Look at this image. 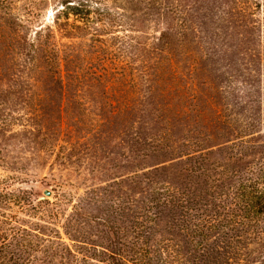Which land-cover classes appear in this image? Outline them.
I'll return each mask as SVG.
<instances>
[{
	"label": "trees",
	"instance_id": "trees-1",
	"mask_svg": "<svg viewBox=\"0 0 264 264\" xmlns=\"http://www.w3.org/2000/svg\"><path fill=\"white\" fill-rule=\"evenodd\" d=\"M108 2L112 6L103 5ZM214 2L227 8L221 19L232 27L249 15L248 0ZM51 3L63 7L56 10V26L62 13L65 18L72 13L87 21L77 27L84 31L91 28L87 26L91 15L97 20L127 14L152 18L172 6L163 14H176L182 32L192 29L198 37L194 43L200 49L206 42L203 27L185 16L180 0H0V83H52L60 88L67 83H91L104 89L108 86L104 83H124L106 71H90L86 76L78 69L71 72L69 63L74 61L64 56L62 46L72 44L59 42L54 25L32 29ZM116 8L122 11L113 13ZM96 30L91 43L103 41L100 27ZM63 32V37H73L70 30ZM195 67L192 64L188 74H194ZM232 94L227 90L228 102L222 104L212 97L188 105L184 100L177 110L179 118L201 127L197 134L189 130V136L179 137L187 158L179 174L192 189L160 180L159 169L155 168L152 172H134V189L139 191L129 201L110 198L107 189L99 187L89 188L73 200L72 194L68 198L62 193L54 202H34L0 193V264H232L234 257L249 256L246 251L250 245L264 247V152L243 138L256 127L248 116L234 115L237 110L229 102ZM99 106L100 110L106 108L103 111L107 114L94 124L97 132L103 135L107 127L127 122L122 127L129 124L134 129L133 147L138 160L164 156L178 145L171 131L174 123L171 126L166 115L169 104H152L155 109L151 115L157 119L152 121L156 126L163 122L165 128L171 127L165 131L161 126L150 133L145 132L149 121L144 118L149 103L112 101ZM191 112L196 113L191 116ZM209 123L225 133L235 130L240 135L221 149L225 153H220L221 159L207 144L211 139ZM68 202L71 209L67 213L64 206ZM12 203L18 210L7 212ZM257 264H264V257Z\"/></svg>",
	"mask_w": 264,
	"mask_h": 264
},
{
	"label": "rangeland",
	"instance_id": "rangeland-1",
	"mask_svg": "<svg viewBox=\"0 0 264 264\" xmlns=\"http://www.w3.org/2000/svg\"><path fill=\"white\" fill-rule=\"evenodd\" d=\"M184 1L180 3L185 16L203 27L206 37L203 49L194 43L198 37L192 29L182 32L181 19L176 14H163L172 6L159 10L161 15L152 18L127 14L128 17L110 15L97 20L91 15V24L87 25L91 28L87 27L86 31L77 27L87 21L72 13L69 18L62 13L59 25H55V13L63 8L61 5L51 3L42 12L32 29L54 25L59 42L72 44L62 46L64 56L74 61L69 63L71 72L78 69L86 76L90 71H106L124 83H104L108 85L106 89L91 83H67L64 88L52 83H0V193L3 196L12 193L13 198L54 202L62 193L68 198L72 194L73 200L89 188L99 187L106 188L110 198L129 201L139 191L134 189V172L138 169L152 172L155 168L159 169L160 180L168 179L192 189L179 174L187 162L179 137L189 136V130L197 134L201 127L190 119L185 122L186 118L185 121L184 117L179 118L177 110L184 100L186 105L210 97L220 104L228 102L227 90H232L234 95H229L231 106L237 110L234 115L248 116L256 127L243 138L264 152V0H248L249 15L240 18L242 21L235 27L223 23L221 17L227 8L216 5L215 0L205 4L199 0ZM103 5L112 6L109 2ZM97 27L103 41L91 43L90 37ZM62 28L70 30L73 37H63ZM192 64L196 65L194 74H188ZM112 86L117 89L113 90ZM112 101L149 103L144 111V118L150 122L145 126L146 133L165 128L163 122L157 126L152 122L157 120L151 115L155 109L152 104H169L171 109L166 115L168 123L171 126L174 123L171 131L174 141H178L176 148L164 156L138 160L133 147L134 129L129 124L122 127L127 122L107 127L106 134L97 132L99 129L94 124L107 114L103 111L106 108L100 110L99 105ZM195 113L191 112V116ZM170 127L167 125L165 131ZM207 127L211 134L207 144L215 157L221 159L225 155L221 149L240 135L235 130L225 133L211 123ZM46 189L52 191L51 197L44 194ZM64 209L68 213L71 203ZM17 210L18 206L12 203L6 211ZM246 252L249 256L234 257L232 264H257L264 257V247L258 244L250 245Z\"/></svg>",
	"mask_w": 264,
	"mask_h": 264
},
{
	"label": "water",
	"instance_id": "water-1",
	"mask_svg": "<svg viewBox=\"0 0 264 264\" xmlns=\"http://www.w3.org/2000/svg\"><path fill=\"white\" fill-rule=\"evenodd\" d=\"M44 194H45L46 196H48V197H51V196H52V191L46 189V190H44Z\"/></svg>",
	"mask_w": 264,
	"mask_h": 264
}]
</instances>
